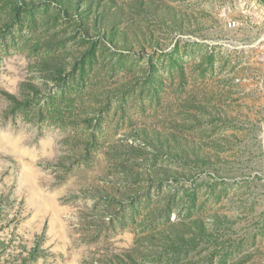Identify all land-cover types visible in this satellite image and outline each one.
Listing matches in <instances>:
<instances>
[{
	"label": "rangeland",
	"instance_id": "1",
	"mask_svg": "<svg viewBox=\"0 0 264 264\" xmlns=\"http://www.w3.org/2000/svg\"><path fill=\"white\" fill-rule=\"evenodd\" d=\"M133 262L264 264V3L0 0V264Z\"/></svg>",
	"mask_w": 264,
	"mask_h": 264
},
{
	"label": "built area",
	"instance_id": "2",
	"mask_svg": "<svg viewBox=\"0 0 264 264\" xmlns=\"http://www.w3.org/2000/svg\"><path fill=\"white\" fill-rule=\"evenodd\" d=\"M228 25H229L230 27H236V26H237V21H236V20L229 21V22H228Z\"/></svg>",
	"mask_w": 264,
	"mask_h": 264
},
{
	"label": "trees",
	"instance_id": "3",
	"mask_svg": "<svg viewBox=\"0 0 264 264\" xmlns=\"http://www.w3.org/2000/svg\"><path fill=\"white\" fill-rule=\"evenodd\" d=\"M260 1H262L263 3H264V0H260ZM99 21V20H98ZM96 23H97V20L95 19L94 20V24L96 25ZM132 264H135V262H133Z\"/></svg>",
	"mask_w": 264,
	"mask_h": 264
}]
</instances>
